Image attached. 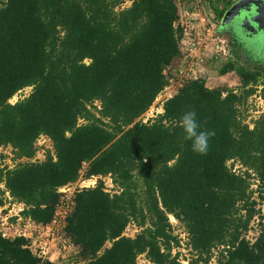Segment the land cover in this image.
Segmentation results:
<instances>
[{
  "label": "trees",
  "instance_id": "trees-1",
  "mask_svg": "<svg viewBox=\"0 0 264 264\" xmlns=\"http://www.w3.org/2000/svg\"><path fill=\"white\" fill-rule=\"evenodd\" d=\"M124 3L0 0V149L16 162L5 165L0 151V208L8 195L24 205V220L53 226L67 203L60 189L81 176L110 177V191L100 180L68 202L62 234L84 264H137L142 256L179 264L177 224L197 257L192 264H210L215 250L217 264H264V214L254 198L264 193V112L246 123L249 100H264V67L227 55L216 75L235 73L238 87L187 79L144 122L182 59L184 29L175 0ZM218 3L220 21L226 10ZM188 110L215 133L205 155L181 137L178 120ZM41 138L52 151L34 161ZM131 224L141 229L134 238L125 235ZM29 246L0 234V264H54Z\"/></svg>",
  "mask_w": 264,
  "mask_h": 264
},
{
  "label": "rangeland",
  "instance_id": "rangeland-1",
  "mask_svg": "<svg viewBox=\"0 0 264 264\" xmlns=\"http://www.w3.org/2000/svg\"><path fill=\"white\" fill-rule=\"evenodd\" d=\"M132 2H133V0H125L123 8H127V7L131 6ZM203 22H205L207 24H209V23L211 24V22H207V20L205 21L204 19H203ZM200 23H202V21ZM213 28H215V27H213ZM215 30H216V28H215ZM225 31H226V29H225ZM211 32L213 33V29H212ZM188 34L189 35L193 34L195 37L198 35L197 32H193L192 34L188 33ZM213 34L217 35L215 33V31H214ZM187 39L191 40L190 42L188 41V43L191 46H194V47L197 46L196 49L198 47H200V46L203 47L206 50V53H208L207 55L215 54L217 52V51L216 52L214 51L215 49H217L219 51L218 52L219 55H222V56H220V59L224 60V59H226V56L228 55V52H226L227 51L226 47H224V44L222 43V40L218 39V36H215V39L217 41H211V39H213V37H211L209 42L207 40H201L202 42H198V44H197V40L196 39H192L190 37H187ZM218 40H220V41H218ZM218 46H219V48H217ZM212 48H214V49L212 50ZM207 55H205V56H207ZM242 55H244V60L243 59L241 60V65H244V66H246L247 64L250 65V66L254 65L253 62H251L250 59H248L247 55L245 54V49L242 50ZM194 64H195L194 65V67H195L194 71H197L195 73H194L193 70L190 73V70L187 67V68H184L185 69L184 74L182 76H178L172 70V72L169 74V78L171 79L170 80V86L161 94V96L158 97V99L156 100V102L154 103L152 108L148 111V113H146L142 117V120L144 122H148L149 120L154 119L157 115L161 114L163 112L162 111L163 103L166 100H168L171 97H173L177 93V91L180 88V86L187 79L196 78L197 76H202L201 75L202 72H200L199 70L203 68L202 65L206 64L205 60H203V59H201L199 57L197 60L194 61ZM208 67L210 69L213 68V67H210V66H208ZM219 69H220V67H219ZM207 79H208V82H207L208 86L211 87V88L212 87L213 88L214 87H218V86L220 87V86H224V85L228 86L230 88H236L239 85V78L237 77V75L235 73L234 74H229V75H227L225 77H219L216 74H213V76L212 75H208ZM30 92H31L30 89H26L25 91L19 93L14 99L11 100V103L12 104L16 103L19 99H22V98L28 96ZM263 112H264V100L257 95L255 97H253L251 100H249V102H248V111H247V114H246L248 116H247V119H246V123L251 125L252 120L256 119ZM36 147H37V153H36V157H35L34 161H44L46 159L47 152L48 151H52V144L46 138H41L37 142ZM0 151H2L3 155H5V159H4L5 165H8L9 167H14L16 162L13 161L14 155L12 153V150L11 149H3V150L0 149ZM229 165L231 166V168L234 171H240V169L242 171H244V169H242V167L239 164L234 163L233 166H232V163H230ZM84 170H83L82 173H84ZM109 179H110L109 177L106 178L104 180V182H106V185H109V187H110L111 183L109 182ZM79 182H80V179L77 181V183L69 186L68 189H66L65 195L68 197L67 198L68 202H70V199H72L74 193L77 190H79L78 187H77ZM253 190H256V186L255 185L253 186ZM262 195H264V193ZM262 195L261 194L257 195V193H256L254 198L257 201V203L260 204L259 208L261 209L262 214H264V201L261 202V196ZM13 205H18V204L11 203V199H9L8 195H6L5 206L3 207V209H0V233L2 231H5V229H7V227L3 226V217H4V215L6 213H8L9 209H11V210L13 209V207H12ZM17 207L15 208V211H17ZM68 209H69L68 208V203H65V204L61 205V207L60 208L58 207V209H57V222H56V225H55L56 227H55V230H54V233H55L54 236L59 241L62 240V238H63V234H62L63 219H65V216H66V213L68 212ZM22 221L23 222L20 223V228L24 229L27 226V221L24 220L23 218H22ZM172 223H174V222H172ZM9 225L10 226L12 225V227H13V228H11V231H9V234L10 233H14V231L17 228H19L18 227L19 225H18V223H17L15 218L10 220ZM177 225H176L177 226L176 227V231H177L176 233H180L178 235H180L179 238L182 239V242L179 245V248H176V249L173 250L172 254L175 256L177 253H179L178 254L179 255V257H178L179 264H192V261L196 260L197 257H196V255L193 252H191V250L187 246V237L183 233V231H184L183 228L179 224H177ZM140 231H141V229L137 225L131 224L127 228V230L125 232V235L128 236V237L134 238L138 233H140ZM52 235H53L52 233L48 234V238L51 239V240H52ZM257 235H258V226H257V222H255L253 224L252 230L248 233V235L246 237H247V239L249 241H254ZM107 247H108V245H107ZM53 250H54V247H53ZM57 251H58V249L55 248V252H57ZM217 258H219V251L215 250L214 253H213V257H212L213 260L210 262V264H217ZM141 261H142L141 264H147L143 259H141Z\"/></svg>",
  "mask_w": 264,
  "mask_h": 264
},
{
  "label": "built area",
  "instance_id": "built-area-1",
  "mask_svg": "<svg viewBox=\"0 0 264 264\" xmlns=\"http://www.w3.org/2000/svg\"><path fill=\"white\" fill-rule=\"evenodd\" d=\"M202 21V27L203 30H199V28L195 27V23L196 24H201L200 22ZM206 21V20H205ZM209 24L203 22V19L197 18L196 16H192L189 20L188 23L186 25V27L184 28V34L186 39L187 37H194L192 39H196L197 40V44L198 42H202L201 40H207L209 42L210 38L213 37V39H211V41L215 40V35L213 34L215 31V26L211 25L210 27H208ZM215 27V28H213ZM213 29V33L211 32ZM193 32H199L198 35L195 37L192 33ZM188 33H191L192 35H189ZM204 35V36H203ZM199 36V37H198ZM197 46H195V50L198 49V51H203L205 50L203 47H198L196 49ZM219 48V46L217 47ZM217 50V49H216ZM219 51L217 50V54ZM225 54V53H224ZM222 56V55H220ZM185 72L184 68H181L179 70V74L180 76H182ZM108 178V177H106ZM106 178H101V177H91V178H83V176H81L80 178V182L78 183L77 187L78 189H89V188H95L98 184V182L101 180L104 182V180ZM110 178V177H109ZM111 179V178H110ZM109 179V182L111 183L110 187L109 185H106V182H104V185L106 187L107 191H110L112 189V182ZM71 186V185H70ZM69 186L64 187L62 189H60V193L63 195L62 200L63 201H67V196L65 195L66 193V189H68ZM110 189V190H109ZM18 206V207H17ZM13 209H9L8 213H6L3 217V226L7 227V229H5V231H2L0 234L3 238H15V237H24L28 240H30V249L32 250V252H34V254H36L39 258H41L42 260H48L51 261L52 259V252H53V247L58 249V251L60 253H62V260H64L66 262V264H82L78 258H77V253L73 250L71 244L68 242V240H66L64 237L62 238V240H58L55 236H52V240L48 238V236L44 235V230L40 227H37L35 225H33L30 221H27V226L23 229L20 228V223L23 222L22 221V217H21V213L24 210V205L18 204V205H13L12 206ZM17 207V211H15V208ZM61 207V205H60ZM59 207V208H60ZM15 218L17 223H18V227L14 233H10L9 231H11L12 225H9V222L11 219ZM172 224H176L175 220L171 219ZM64 222V219H63ZM141 259H143L147 264H151L150 262H148L143 256L139 258V262L138 264H141L142 261Z\"/></svg>",
  "mask_w": 264,
  "mask_h": 264
},
{
  "label": "crops",
  "instance_id": "crops-1",
  "mask_svg": "<svg viewBox=\"0 0 264 264\" xmlns=\"http://www.w3.org/2000/svg\"><path fill=\"white\" fill-rule=\"evenodd\" d=\"M181 1H182V4H181ZM217 1H220V3H218L217 6H215V7L218 8L219 11H222V10L227 11L238 0H233V1L223 0V2H221V0H179L181 16H180V21H179L178 25H181V27L184 29L188 23V20L192 16H196L199 19H204V20H207V22H211V25L213 24V25H215V27H217L221 23V20L220 21L216 20V16H215L214 10H213L214 9L213 6L216 5L215 2H217ZM212 2H214V3H212ZM228 3L230 4L229 8H227ZM181 5H182V7H181ZM200 26H202V23L199 25L195 23V27L199 28L198 31L203 30V28ZM215 36H218V39L222 38L221 34H218ZM191 38H194V37L192 36ZM188 41L190 42L191 40L186 39L185 35H183L182 40H181L182 59H181V61L178 62V64L176 65V67L174 68L173 71L176 73V72H178V70L180 68H187L188 67V69L190 70V73H191L192 70L193 71L195 70L194 61L200 57L201 59L205 60V63H206V64L202 65L203 68L199 70L200 72H202V74L200 73L202 75L200 77L207 79L208 75L213 76V74H217V71H219V67H221V61H219L220 55L217 53L212 54V55H207L208 53H206V50H203L201 52L198 50H195L194 46H191L188 43ZM214 41H217V40L215 39ZM218 41H220V40H218ZM213 49L214 48H212V50ZM214 51L216 52L217 50L215 49ZM205 55H207V56H205ZM208 66L213 67V68H211L212 70ZM195 72H197V71H194V73ZM207 82H208V79H207ZM66 202L68 203V201H66ZM0 209H3V208H0ZM64 224H65V219H64L62 228L64 227ZM55 225L47 226L45 228H42V227H40V228H42L44 230L45 236H48V234H50V233H52L53 234L52 236H54L55 235L54 230L56 227ZM61 254L62 253H60L59 251L55 252V248H54V250L52 252V258H51L52 260L50 262H52L54 264H66V262L64 260H62ZM139 258L137 259V264L139 262ZM81 263L84 264L83 262H81Z\"/></svg>",
  "mask_w": 264,
  "mask_h": 264
},
{
  "label": "water",
  "instance_id": "water-1",
  "mask_svg": "<svg viewBox=\"0 0 264 264\" xmlns=\"http://www.w3.org/2000/svg\"><path fill=\"white\" fill-rule=\"evenodd\" d=\"M175 1L179 16H181L179 0ZM225 29L237 32L238 36L247 41L254 40L264 44V0H238L235 2L223 15L215 33L221 34Z\"/></svg>",
  "mask_w": 264,
  "mask_h": 264
},
{
  "label": "clouds",
  "instance_id": "clouds-1",
  "mask_svg": "<svg viewBox=\"0 0 264 264\" xmlns=\"http://www.w3.org/2000/svg\"><path fill=\"white\" fill-rule=\"evenodd\" d=\"M178 127L183 141L190 145L194 154L202 156L207 153L209 141L215 133L202 127L194 110L185 111L179 117Z\"/></svg>",
  "mask_w": 264,
  "mask_h": 264
},
{
  "label": "flooded vegetation",
  "instance_id": "flooded-vegetation-1",
  "mask_svg": "<svg viewBox=\"0 0 264 264\" xmlns=\"http://www.w3.org/2000/svg\"><path fill=\"white\" fill-rule=\"evenodd\" d=\"M230 29V28H229ZM222 43L224 47H226V52H228V56L232 58L234 56L239 64L241 65V60H244V55H242V50L245 49V54L248 59L253 62L254 67H264V44L254 41V40H245L243 37L238 36L237 32L229 31L228 29L221 33ZM248 65V64H247ZM246 65V66H247ZM244 66V65H242ZM249 66V65H248Z\"/></svg>",
  "mask_w": 264,
  "mask_h": 264
}]
</instances>
